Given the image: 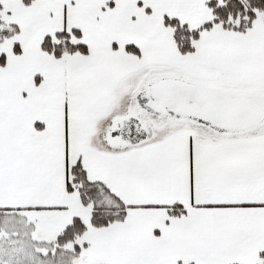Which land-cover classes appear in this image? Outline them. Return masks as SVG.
<instances>
[{"label": "snow or ice", "instance_id": "6c2138e0", "mask_svg": "<svg viewBox=\"0 0 264 264\" xmlns=\"http://www.w3.org/2000/svg\"><path fill=\"white\" fill-rule=\"evenodd\" d=\"M0 264H264V0H0Z\"/></svg>", "mask_w": 264, "mask_h": 264}]
</instances>
